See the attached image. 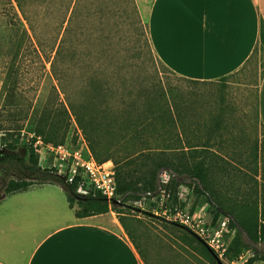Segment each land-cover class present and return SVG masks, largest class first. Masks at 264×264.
Returning a JSON list of instances; mask_svg holds the SVG:
<instances>
[{"label":"trees","instance_id":"obj_1","mask_svg":"<svg viewBox=\"0 0 264 264\" xmlns=\"http://www.w3.org/2000/svg\"><path fill=\"white\" fill-rule=\"evenodd\" d=\"M14 1L33 36L28 39L13 71L10 87L0 109V118L5 113L9 115L12 109L22 113L25 118L29 117L28 127L31 130L46 136L45 143L64 141L74 120L99 163L109 159L152 160L153 166L149 169L148 177L135 175V170L130 173L117 171L118 199L113 202L93 191L81 195L77 192V181L68 184L55 169L41 168L34 161L33 152L25 160L17 152L18 138H13L11 129H6V134L0 136V149L6 150L0 154V183L13 169L19 175L9 178L3 188V195L26 190L33 184L57 185L63 188L70 207L76 206L75 215L80 218L110 210L121 215L122 207H128L127 202H141L144 199L159 201L162 194L168 195L174 206L179 203L182 208L177 189L181 185L190 186L197 196L206 198L207 203L213 206L215 218H229L233 237L225 254L226 260L233 261L250 250L253 256L244 264L256 261L264 263V250L257 248L258 243L264 241V222L258 224L252 218L240 221L236 214L214 203L207 195V189L200 186L206 182L200 165L195 166L190 173V182L187 183L181 177L187 170L178 160H187L189 153L187 149L177 147V123L181 122L182 117L185 118L186 105L178 102L180 98L175 89L162 86L160 81L150 82L141 90L130 88L126 83H117L122 82V75L115 68L118 55L115 56L106 40L103 37L100 40L98 35V26H102V0ZM45 19H48V24L43 26ZM98 42L100 47L97 49ZM147 46L151 49L149 38ZM42 56L50 63L46 77L53 86L48 96L59 104L46 102L48 97H44L45 91L41 90L36 94L34 105L23 107L16 104L19 97L17 83L35 69L37 62H42ZM262 142L264 144V139ZM113 151L121 155L115 158ZM163 171L168 172L171 178L166 185L161 184L159 189L158 175ZM120 215L119 220L125 221ZM170 225L184 229L175 223ZM184 230L215 264H221L216 254L202 241Z\"/></svg>","mask_w":264,"mask_h":264},{"label":"rangeland","instance_id":"obj_2","mask_svg":"<svg viewBox=\"0 0 264 264\" xmlns=\"http://www.w3.org/2000/svg\"><path fill=\"white\" fill-rule=\"evenodd\" d=\"M100 2L102 26H98V35L100 40L101 37L106 40L110 51L115 56L118 55V65L115 68L120 71L122 82L117 83H126L130 88L141 90L150 82L160 81L162 86L174 88L180 98L178 102L186 105L185 118L182 117L181 122L177 123V147L185 148L189 153L187 160H178L187 170L181 177L187 183L190 182V173L195 166L200 165L206 176V182L201 187L207 189V195L214 203L236 214L240 221L252 218L258 224L264 222V130L258 118L254 62L249 60L238 73L216 82L186 80L166 68L147 46L146 28L151 0ZM97 16L99 17L98 14ZM45 24H48V19H45L43 26ZM32 36L17 3L14 0H0V109L10 87L13 71ZM99 47L98 42L97 49ZM35 65V69L30 70L17 83L19 97L15 103L23 107L34 105L36 94L41 90L45 91L44 97H48L46 102L59 104L56 99L48 96L53 86L52 81L46 77L50 63L42 56V62ZM60 98L62 100L63 96ZM10 111L9 115L5 113L0 118V136L6 134V129H11L13 138H18L19 141L17 152L25 160L33 152L38 166L53 168L58 173L61 162L45 146L35 145L34 139L30 137L40 136L45 143L46 136L39 135L28 127L29 117L25 118L14 109ZM70 118L74 119L72 115ZM21 132H24L23 136ZM50 142L66 143L72 150L82 148L84 154L89 150L96 160L74 120L64 141ZM5 151L0 149V154ZM113 154L115 158L121 155L117 151H113ZM107 161L114 165L115 175L119 170L122 173L135 170V175L148 177L149 169L153 166L152 160ZM54 162L58 164L57 167L53 166ZM163 174L170 180L168 172L163 171L160 176ZM18 175L13 169L9 176H5L0 183V200L9 178H17ZM177 197L183 204L182 208L190 214L198 210L210 215L216 214L206 198L194 193L193 187L179 186ZM126 205L128 207H122L123 213L119 215L131 223L134 235L149 248L150 264H215L202 247L188 237L185 228L170 225L175 222L168 220L167 216L180 204L174 206L168 195L162 194L159 201L144 199L141 202L129 201ZM257 248L264 250V241H260ZM252 256V252L248 250L233 260L235 263L227 261L225 257L219 260L221 264H242ZM257 262L259 261L254 263Z\"/></svg>","mask_w":264,"mask_h":264},{"label":"crops","instance_id":"obj_3","mask_svg":"<svg viewBox=\"0 0 264 264\" xmlns=\"http://www.w3.org/2000/svg\"><path fill=\"white\" fill-rule=\"evenodd\" d=\"M147 33L157 59L186 80L216 82L252 60L264 130V0H151ZM75 211L53 184L3 196L0 264H150L149 248L116 212Z\"/></svg>","mask_w":264,"mask_h":264},{"label":"built area","instance_id":"obj_4","mask_svg":"<svg viewBox=\"0 0 264 264\" xmlns=\"http://www.w3.org/2000/svg\"><path fill=\"white\" fill-rule=\"evenodd\" d=\"M21 135L23 136L24 132H21ZM30 137L34 139L35 145L45 146L48 152L52 153L61 162L59 163L61 168H58V174L61 176L63 174L68 184L77 181V192L79 194L87 195L90 191H93L109 202L118 199L115 169L112 162H97L89 150H86L84 154L82 148L72 150L68 148L66 143L54 145L43 143L40 136L30 135ZM53 166L57 167L58 164L54 162ZM160 181L161 184H167L169 178L163 174L160 176ZM149 200L154 201V199ZM167 219L179 224L202 241L216 254L218 259L225 257L233 237L228 217L219 216L215 218V215H210L202 210L190 214L185 208L175 207L173 213H170ZM245 262H242V264ZM233 263L235 262L233 261ZM254 264L264 263L259 261Z\"/></svg>","mask_w":264,"mask_h":264},{"label":"water","instance_id":"obj_5","mask_svg":"<svg viewBox=\"0 0 264 264\" xmlns=\"http://www.w3.org/2000/svg\"><path fill=\"white\" fill-rule=\"evenodd\" d=\"M160 173H159V175H158V180H157V182H158V185H159V189H160V187H161V181H160ZM200 184V183H199ZM200 186H201V184H200ZM110 202H113V200L112 201H110ZM209 249V248H208ZM210 250V249H209ZM211 251V250H210ZM212 252V251H211Z\"/></svg>","mask_w":264,"mask_h":264}]
</instances>
